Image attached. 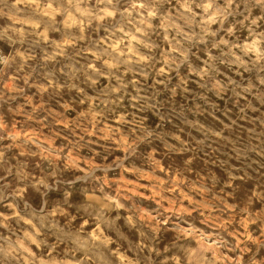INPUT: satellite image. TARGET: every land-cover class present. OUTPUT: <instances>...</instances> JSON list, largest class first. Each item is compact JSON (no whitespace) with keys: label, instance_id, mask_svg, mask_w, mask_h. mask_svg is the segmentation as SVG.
Wrapping results in <instances>:
<instances>
[{"label":"clouds","instance_id":"clouds-1","mask_svg":"<svg viewBox=\"0 0 264 264\" xmlns=\"http://www.w3.org/2000/svg\"><path fill=\"white\" fill-rule=\"evenodd\" d=\"M0 264H264V0H0Z\"/></svg>","mask_w":264,"mask_h":264}]
</instances>
